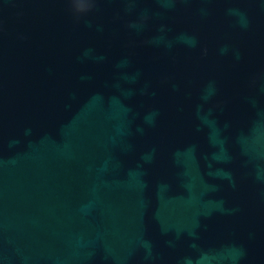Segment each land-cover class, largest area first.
<instances>
[{
    "label": "water",
    "instance_id": "1",
    "mask_svg": "<svg viewBox=\"0 0 264 264\" xmlns=\"http://www.w3.org/2000/svg\"><path fill=\"white\" fill-rule=\"evenodd\" d=\"M0 264H264V0H0Z\"/></svg>",
    "mask_w": 264,
    "mask_h": 264
}]
</instances>
